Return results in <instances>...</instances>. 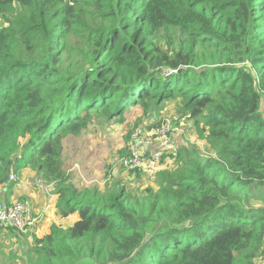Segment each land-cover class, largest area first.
Wrapping results in <instances>:
<instances>
[{"label":"trees","instance_id":"obj_1","mask_svg":"<svg viewBox=\"0 0 264 264\" xmlns=\"http://www.w3.org/2000/svg\"><path fill=\"white\" fill-rule=\"evenodd\" d=\"M174 100L210 157L179 133L155 186L74 187L65 138ZM27 169L77 218L30 264H264V0H0V206Z\"/></svg>","mask_w":264,"mask_h":264},{"label":"rangeland","instance_id":"obj_2","mask_svg":"<svg viewBox=\"0 0 264 264\" xmlns=\"http://www.w3.org/2000/svg\"><path fill=\"white\" fill-rule=\"evenodd\" d=\"M143 115V110L138 105L131 107L127 111L124 116L125 123L122 125L114 121H106L101 117H95L90 127L80 137L69 136L62 141L63 170L76 189L79 191L84 189L91 190L93 188L104 190L107 186L118 184L119 180L132 190L135 189L134 183H131V181L130 184L127 183L129 172L119 168L118 162L129 157L127 156V152H130L131 140L128 141L127 136L133 130L132 134L141 131L142 129H138V125L140 124L149 129L155 125L159 126L165 121L162 127L166 128L169 126L174 130V140L177 139L180 133L183 142L190 147H199L203 157L208 158L212 154L209 152L211 150L209 144L199 137L198 130L194 126L195 122L182 116L181 110L179 109V101L174 100L164 104L162 111L152 112L150 116L144 117ZM164 138L165 136L160 139ZM163 160L164 157L160 163L162 168L165 166L174 168L172 160ZM38 173V171H31L30 179L25 177L22 179L24 180L23 182H27L28 185L31 181L38 179L46 186L52 185L53 182H47ZM146 175L148 176L147 178L150 177V174H147V172ZM12 181H16V179ZM145 181L147 183L149 182L147 179ZM150 181V184L155 186L151 179ZM19 186L17 185L18 188ZM37 188L39 189V186ZM56 195L54 197L55 200H57ZM261 196L263 197L264 193ZM51 197L53 198V196ZM19 202L20 199L14 201L12 198V205ZM251 203L257 206L264 205L261 200L257 199H253ZM42 214L36 213V216L39 217ZM50 214L56 217L54 216V211ZM45 220L46 218L39 219L33 228L28 229L26 232H19L20 234L10 232L11 230L8 232L0 231V264H30L35 257L32 251V240L37 236L38 229ZM76 220L77 218L74 216L70 217V219H61L58 225L69 227ZM49 231L50 229L47 232ZM45 234V230L40 228L38 233L39 238H42Z\"/></svg>","mask_w":264,"mask_h":264},{"label":"built area","instance_id":"obj_3","mask_svg":"<svg viewBox=\"0 0 264 264\" xmlns=\"http://www.w3.org/2000/svg\"><path fill=\"white\" fill-rule=\"evenodd\" d=\"M174 134L171 127L163 128L162 125L153 129L146 137H144L143 129L135 132L130 137L131 153L129 152L128 158L118 162L119 168L128 171L142 170L150 175L156 173L162 169L160 163L163 158V151L174 156L179 151V145L173 138ZM163 136L165 138L160 139ZM14 179V177H11V180ZM38 220L39 217L36 216L28 202H19L9 207L0 206V231L26 232L28 229L33 228Z\"/></svg>","mask_w":264,"mask_h":264},{"label":"crops","instance_id":"obj_4","mask_svg":"<svg viewBox=\"0 0 264 264\" xmlns=\"http://www.w3.org/2000/svg\"><path fill=\"white\" fill-rule=\"evenodd\" d=\"M149 133H145V130H144V137L148 136ZM177 138H178V141H180V138L179 137H177ZM150 150H152V149H150ZM30 175H31L30 170H28V169L24 170L22 172V179H24L25 177L27 179H30ZM22 179L19 183L20 186L18 185L19 188L16 187L14 189L12 198L14 201H16V200L18 201V199L25 198L24 201L30 203L33 211H36L35 213H38V214L43 213L42 215H39V217H40L39 219L42 220V218L43 219L46 218V220L44 222L41 221L42 224H41L40 228L45 230V233L47 234V233H49V232H47L48 229H50V227L53 224L58 225V222L61 220V218H59L57 215V212H58L57 211V203H58L59 196L56 195L54 192L55 191L54 190L55 184L52 183V185L46 186L45 184H42V181L40 182V180L36 179L34 181H31L27 185V182L24 183L23 182L24 180H22ZM31 185H33V186H31ZM38 186H39V189L37 188ZM49 187H50V189H48ZM55 195L57 196V200H55V198H54ZM51 196H53L54 200ZM52 211L55 212L54 216L57 217V220H56V217H53V215L50 214ZM45 212L46 213L49 212V213L47 215H44V214H46ZM38 227H39V225H38ZM40 228L38 229L37 236H36L38 238H39L38 233H39ZM1 232H3V231H1Z\"/></svg>","mask_w":264,"mask_h":264},{"label":"clouds","instance_id":"obj_5","mask_svg":"<svg viewBox=\"0 0 264 264\" xmlns=\"http://www.w3.org/2000/svg\"><path fill=\"white\" fill-rule=\"evenodd\" d=\"M22 202H24V201H22Z\"/></svg>","mask_w":264,"mask_h":264}]
</instances>
